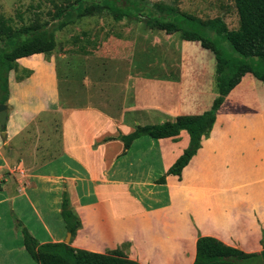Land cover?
Listing matches in <instances>:
<instances>
[{"label": "crops", "instance_id": "obj_1", "mask_svg": "<svg viewBox=\"0 0 264 264\" xmlns=\"http://www.w3.org/2000/svg\"><path fill=\"white\" fill-rule=\"evenodd\" d=\"M181 40L207 54L196 62L181 53L183 67L193 73L135 74L137 82L116 115L93 105L61 106L54 58L36 53L18 60L33 72L21 81L10 73L6 137L0 130V249L8 251L0 252V260L12 254L6 244L12 236L18 241L20 223L40 243L66 240L64 192L82 220L72 242L77 248L104 253L130 242L127 255L142 264H193L199 234L246 252L263 249V80L248 73L229 93L181 177L170 174L157 182L189 145L186 130L176 139L141 136L128 150L118 138L138 125L212 107L219 94L216 58L198 42ZM49 116L60 118L57 137L47 127ZM121 167L128 173L118 174ZM29 192L34 199L25 204ZM172 234L180 245L174 255L165 248ZM21 264L33 262L22 256Z\"/></svg>", "mask_w": 264, "mask_h": 264}, {"label": "trees", "instance_id": "obj_2", "mask_svg": "<svg viewBox=\"0 0 264 264\" xmlns=\"http://www.w3.org/2000/svg\"><path fill=\"white\" fill-rule=\"evenodd\" d=\"M234 1L239 15V26L235 29L229 28L223 17L202 19L181 11L176 3L164 1L148 4L144 0H69L58 5L47 20L38 18L28 23L21 20L20 24L0 14V102H8L11 71L18 68L26 71L24 77H18L20 81L32 74V70L21 67L18 60L36 53L51 55L58 46L57 31L82 17L107 10L117 21L139 19L151 29L179 33L182 39L198 42L216 58L219 94L212 107L201 114L179 115L174 121L138 125L131 133L120 134L118 138L128 150L141 136L176 139L182 130H186L190 135L189 145L157 182L165 183L170 174L181 177L184 167L202 146V140L210 135L218 110L229 93L248 73L264 81V0ZM61 215L67 230L72 233L70 243H40L20 223L25 248L39 264H142L127 255L130 242L104 253L74 247L72 242L82 220L71 207L66 192ZM261 243L263 249L260 252H246L214 236L199 235L193 264H264V233Z\"/></svg>", "mask_w": 264, "mask_h": 264}, {"label": "rangeland", "instance_id": "obj_3", "mask_svg": "<svg viewBox=\"0 0 264 264\" xmlns=\"http://www.w3.org/2000/svg\"><path fill=\"white\" fill-rule=\"evenodd\" d=\"M67 1L69 0H0V14L11 17L16 24H20L21 20L27 23L38 18L47 20L51 18L58 5ZM160 1L176 3L181 11L192 13L202 19L223 17L231 29L239 26V15L234 0H144L148 4ZM56 35L58 46L46 57L54 58V65L60 78L58 85L60 105L66 108L93 105L115 115L123 106L127 90H131L137 82L135 74H155L156 70L157 73H173L179 76L192 74L189 67H183L182 58L192 56L198 62L207 56L196 46L182 41L181 35L177 33L171 35L163 30L151 29L139 19L125 18L117 21L107 10L82 17L57 31ZM213 38L218 39L217 36ZM224 45L228 46L225 43ZM181 53H185V56ZM205 60V67L210 68L213 64L208 61L209 59ZM188 63L186 61L187 65ZM25 74L24 69L14 70L18 81H20L18 77H24ZM31 83L34 87V82ZM12 87L14 91L17 90L15 85ZM182 95L183 93L181 97ZM44 118V115L39 117L40 121ZM48 119L50 122L47 127L52 128L57 137L60 118L49 116ZM15 141L21 144L19 139ZM119 164L123 166L124 161L121 160ZM140 165L136 164L133 168L134 174H139ZM125 173L128 171L122 167L118 170L120 175ZM28 195L24 197L25 204L28 200L31 203L34 199L32 192ZM220 212L221 208H218L214 215ZM201 214L205 216V213ZM34 225L37 226L36 223ZM35 226L32 224L31 227L34 229ZM175 238V235H169L165 247L171 255H174V251H178L180 246L174 243ZM6 246L8 249L12 248V254L0 260L1 263L8 261L15 263L16 260L21 264L22 256H26L33 264H39L26 248H22L25 247L22 234L19 235L18 241L12 236V240L9 239ZM5 251L8 250L0 249L1 253Z\"/></svg>", "mask_w": 264, "mask_h": 264}, {"label": "water", "instance_id": "obj_4", "mask_svg": "<svg viewBox=\"0 0 264 264\" xmlns=\"http://www.w3.org/2000/svg\"><path fill=\"white\" fill-rule=\"evenodd\" d=\"M8 104L0 102V129L2 130V136L6 137V125L8 121ZM72 238V233L68 231L66 243H70Z\"/></svg>", "mask_w": 264, "mask_h": 264}]
</instances>
